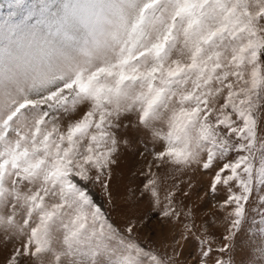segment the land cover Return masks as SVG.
Returning <instances> with one entry per match:
<instances>
[{
	"label": "snow or ice",
	"instance_id": "1",
	"mask_svg": "<svg viewBox=\"0 0 264 264\" xmlns=\"http://www.w3.org/2000/svg\"><path fill=\"white\" fill-rule=\"evenodd\" d=\"M128 152L151 158L125 188ZM198 176L216 216L186 202ZM143 204L170 227L142 235ZM193 244L264 264V0H3L0 264H186Z\"/></svg>",
	"mask_w": 264,
	"mask_h": 264
},
{
	"label": "rangeland",
	"instance_id": "2",
	"mask_svg": "<svg viewBox=\"0 0 264 264\" xmlns=\"http://www.w3.org/2000/svg\"><path fill=\"white\" fill-rule=\"evenodd\" d=\"M3 0H0L2 3ZM136 152L143 150V145L141 143H136L134 145ZM151 157H137L135 153H125V156L122 157L121 160V169L118 170V176L122 185L126 188L130 182V178L132 177V173L137 171L138 169L142 168L143 165L146 163L147 159ZM209 181V177H197L194 180L196 185L195 188L191 190V198L187 199L186 202L189 206L194 207L200 218H210L213 216L218 215L216 212L215 205L217 201L206 197L204 195L207 192V184ZM221 198L223 197V193L220 194ZM140 213L144 214L145 216L152 217L144 226L142 235L151 236L154 232L160 234L167 230L170 226H166L160 223L159 219L156 218L154 211L147 205L143 204L140 206L139 209ZM241 244L247 248V240L246 238H241ZM199 249L195 244L189 245L187 252L185 253L183 259L186 261V264H195V256L198 253ZM258 259V258H257Z\"/></svg>",
	"mask_w": 264,
	"mask_h": 264
}]
</instances>
